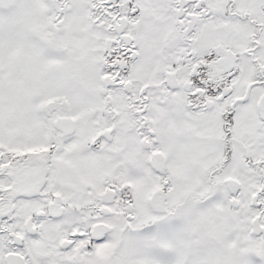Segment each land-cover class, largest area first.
<instances>
[{
    "label": "snow or ice",
    "instance_id": "1",
    "mask_svg": "<svg viewBox=\"0 0 264 264\" xmlns=\"http://www.w3.org/2000/svg\"><path fill=\"white\" fill-rule=\"evenodd\" d=\"M0 264H264V0H0Z\"/></svg>",
    "mask_w": 264,
    "mask_h": 264
}]
</instances>
